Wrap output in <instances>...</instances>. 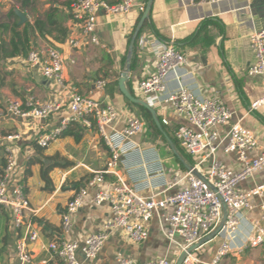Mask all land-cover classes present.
Segmentation results:
<instances>
[{
	"label": "built area",
	"instance_id": "1",
	"mask_svg": "<svg viewBox=\"0 0 264 264\" xmlns=\"http://www.w3.org/2000/svg\"><path fill=\"white\" fill-rule=\"evenodd\" d=\"M245 1L252 4L255 0ZM146 5L138 0H121L115 4L104 0H75L71 12L79 30L69 38V44L79 48L86 39L91 44L104 47L97 34L100 11L124 15L138 8L144 13ZM140 42H143L142 37ZM250 47L254 59L247 72L250 76L261 77L264 84V28L251 33ZM152 51L155 69L138 81L136 95L151 106L164 110L161 118L164 125L171 124L166 113L171 111L176 120L175 137L194 158L191 169H186L181 175L175 173L170 181L164 179V168L156 147L150 146L145 150L136 141L138 136L146 133V121L129 110L123 115L113 102L94 96L96 91L105 90L106 78L97 79L89 94L70 88L67 100L69 115L53 127H48L45 122L61 111L64 106L61 100H41L30 96L24 102L10 99L0 109V118L9 114L40 122L37 142L42 147L47 148L56 142L70 124L79 123L95 128L110 152L105 168L94 171L68 201L61 214L63 237L42 243V248L50 252V258L36 260L30 245L36 243L41 235L28 215L36 211L31 208L26 186L18 176L13 148L0 136V145L5 144L6 153V163L0 170V208L8 212L11 226L18 235L15 246L18 264H88L98 256L113 231H124L133 242L146 241L150 237L148 224L154 218L158 219L168 248L178 249L180 255L221 224L224 206L226 218L218 234L222 242L213 258L210 261L201 259L200 246L187 253L183 264H219L229 253L264 246V148H260L254 130L244 126L241 119L233 122L235 111L222 98L205 94L194 79H182L189 75L186 69L188 58L174 43L158 38L152 45ZM27 61L56 88L67 87L66 58L60 49L53 46L33 48ZM171 76H175L174 86L170 84ZM249 108L252 112L264 111V92L251 102ZM227 125L226 131L219 130L220 126ZM219 153L233 156L240 167H230ZM139 155L142 156L141 161L136 160ZM121 169L126 170L129 178L123 177ZM256 176L260 181L246 188L244 183ZM171 188L176 190L169 194L167 191ZM91 189L95 190L94 204H109L111 217L83 240L72 239L73 216L84 205ZM147 189H152L153 194L144 195ZM254 199L258 200L259 212L255 218H250L246 212L255 210ZM79 252L85 260L79 258ZM178 257L171 259L169 254H165L140 263L119 254L116 263L177 264Z\"/></svg>",
	"mask_w": 264,
	"mask_h": 264
},
{
	"label": "crops",
	"instance_id": "2",
	"mask_svg": "<svg viewBox=\"0 0 264 264\" xmlns=\"http://www.w3.org/2000/svg\"><path fill=\"white\" fill-rule=\"evenodd\" d=\"M74 1L30 0L27 6L21 8L19 0H0V44L10 42L16 21L19 30H22L26 23L35 26L40 20L43 24L34 29L32 48L45 49L53 46L60 49L65 55L67 66L65 72L67 87L60 90L36 67L30 65L27 57L2 58L0 109L4 108L10 99H20L24 102L30 96L41 100H61L64 104L61 111L45 122L48 127H53L58 125L63 117L69 115L67 100L70 88L89 94L94 82L105 77L108 86L102 92L96 91L94 96L111 101L117 107L124 104L125 107L123 105L118 107L123 115L128 110L134 113L132 111L134 108L124 102L127 99L123 100L125 96L120 92L118 84L111 86V83L121 76L124 58L128 52L129 37L143 13L138 8L124 15H110L100 11L97 34L105 46L91 44L85 39L81 47L73 48L69 44V38L79 30L78 22L71 12ZM104 1L115 4L121 0ZM138 1L147 4V0ZM256 1L257 5L253 8L252 4L245 0H222L214 3L206 0H154L151 17L160 34L186 54L188 58L186 69L189 75H184L182 79H194L205 94L222 98L235 111L232 121L241 119L244 126L254 130L260 148H264V111L252 112L249 108L251 102L263 94L264 84L261 77L250 76L247 72L249 64L254 59V52L250 47L251 33L264 27V0ZM12 7L26 14L25 22H20L18 15L8 16ZM49 13L55 15V23L47 19ZM205 19H210L212 23L205 29L202 38L195 43L187 41L179 42L178 45L175 43L192 35ZM5 24L9 25V28H5ZM141 37L143 42L141 43L139 39L138 61L128 80L134 91L138 81L152 73L156 65L152 45L158 37L150 29ZM170 84L172 86L176 84L175 76H171ZM153 108L162 118L164 110ZM166 113L171 120L170 126H175L176 120L171 111L167 110ZM73 124L76 123L70 125ZM39 125L40 122L37 120L9 114L0 118V136L5 138L3 140L5 144L13 148L19 168L18 176L26 186L31 208L36 211L35 214L32 212L28 214L41 235L36 243L30 245L36 260L50 258V252L42 248V243L63 237L61 214L68 201L85 185L94 171L105 168L110 156L108 147L95 128H84L79 142H76L72 135L60 136L56 142L45 148L37 142ZM227 128L228 125L220 126L219 130L226 131ZM147 131L143 136H138L136 141L140 142L145 150L150 149V146L156 147L164 168V179L170 181L175 173L179 171L183 173L187 169L185 166L181 170L176 165L172 166L170 161L166 164L157 146L145 143ZM9 136L12 138L8 139ZM5 144L0 145V170L6 163ZM141 157L137 156L136 160L141 161ZM219 157L232 168L240 167L233 156L219 153ZM64 159L67 161H63ZM47 168L49 182L45 183L42 172ZM28 170L31 171L30 174ZM121 174L129 178L125 169H121ZM258 181L260 178L256 176L248 179L244 186L249 188ZM175 190L176 188H171L167 192L171 194ZM153 192L152 189H147L143 193L151 195ZM94 193L93 189L89 191L84 205L73 216V230L70 235L72 239L83 240L90 233L100 229L111 217L109 204L101 206L94 204ZM253 202L256 205L255 210L246 212L250 218H255L259 212L258 200L254 199ZM148 228L150 237L143 242L131 241L122 230L113 231L98 256L87 263L117 264L116 257L119 254L140 263L165 254H169L171 259H176L179 256L178 249L168 248L160 232L157 218L148 224ZM17 236V232L11 226L8 212L0 208V264H18L15 258ZM221 242L222 239L218 236L202 245L201 259L210 261ZM260 248L247 247L242 252L229 253L222 258L220 264H264V246ZM78 255L81 260H85L81 252Z\"/></svg>",
	"mask_w": 264,
	"mask_h": 264
},
{
	"label": "trees",
	"instance_id": "3",
	"mask_svg": "<svg viewBox=\"0 0 264 264\" xmlns=\"http://www.w3.org/2000/svg\"><path fill=\"white\" fill-rule=\"evenodd\" d=\"M21 2V8L27 6V4L30 2V0H19ZM148 1V0H147ZM9 17L14 16L17 17L16 14V10L12 7V9L10 10ZM55 15L53 13H49L47 15V19L50 20V22L55 23ZM212 23V21L209 19H205L203 22H201V26L200 28L195 31L192 35H190L188 38L180 40V41H176L175 43L178 45L179 42H188V43H195L196 41H198L200 38H202V34L205 31V29ZM43 22L38 20L34 25H31L30 23H26L25 27L22 30H19V25L16 21L14 27H13V35L12 38L10 40V42L8 44H0V60L2 58H8V57H16V56H23V57H27L29 52L33 49L32 48V44H33V40H32V34L34 33V29L36 27H40L42 26ZM5 28H9V25L5 24L4 25ZM150 29L151 31H153L155 33V35L164 40V41H168L166 38H164L159 30L157 29L156 25L154 24L152 17H151V12L150 15L148 17V19L145 20L144 25L139 33V36L135 42L134 45V52H133V56H132V60H131V70H134V68L136 67L137 61H138V56H137V51H138V42L139 39L141 38V36L144 34V32ZM61 31V30H60ZM134 31L132 32V34L129 37V43H128V50H129V44L131 42L132 36H133ZM128 54V52H127ZM126 59H127V55L124 58V66L126 64ZM132 72V71H131ZM105 78V77H102ZM3 84V83H2ZM118 84V80H115L111 83V86L117 85ZM110 85V83H109ZM108 86V84H107ZM127 86L129 88V90L131 91V93H133L134 95H136L135 91L133 90V87L129 82H127ZM137 96V95H136ZM141 112V115L143 117V119L146 120L147 124H148V128L151 129V135L153 136V138H157V137H161V139L164 141V143L166 144V146L168 148H170L169 146V142H168V138L171 139L177 146V148L179 149V151L181 152V154L183 155V157L185 158V161L192 165L194 164V158L188 154L179 144L178 140L175 137L174 131H175V127L176 126H170V125H164L163 126V131L156 125V123L154 122L153 116L150 113V111L142 106H137ZM161 120V117H159ZM87 128L84 125H81L79 123L73 124L68 126L67 128H65L62 132H61V136H66V135H72L75 139L76 142H79L81 140V131ZM176 157V156H175ZM176 159L181 163V161L179 160V158L176 157ZM182 166L184 167L183 163H181ZM49 168H47L46 170H43L42 175L43 178L45 179V181L49 180L48 177V172ZM31 171L28 170V174H30Z\"/></svg>",
	"mask_w": 264,
	"mask_h": 264
},
{
	"label": "water",
	"instance_id": "4",
	"mask_svg": "<svg viewBox=\"0 0 264 264\" xmlns=\"http://www.w3.org/2000/svg\"><path fill=\"white\" fill-rule=\"evenodd\" d=\"M153 1L154 0H148L147 1L146 9H145L144 13L142 14L141 19L139 20V22H138V24L134 30L131 42L129 44V50H128L127 59H126V67L122 71L121 76L118 79V87H119L120 92L125 96V98L131 104H134L136 106H142V107L148 109L150 111V113L152 114L154 122L156 123V125L163 131V126H162L161 120L157 114L156 109L153 108L145 100H143V99L137 97L136 95H134L133 93H131V91L129 90V88L127 86V82L131 76V71H132L131 70V60H132V56H133V52H134V45H135V42L139 36V33H140V31L144 25L145 20L148 19L149 15H150ZM256 5H257V1L255 0L252 3V7L255 8ZM16 14L19 16L20 22L26 21L27 16L21 10L17 9ZM262 28H264V27H262ZM262 28H260V29H262ZM168 142H169V146H170V149L173 152V154L177 158H179V160L184 164V166L187 169H191L192 165L188 164L185 161V158L183 157V155L181 154V152L177 148L176 144L169 138H168ZM224 210H225V215H224L223 220L221 221V224L213 232H211L209 235H207L206 237L201 239L198 243L190 246L186 251H183L178 257L177 264H183L184 258L186 257L188 252L195 251L198 247L204 245L205 243L209 242L210 240H212L218 236L220 230L223 228L224 221L226 218V206H224Z\"/></svg>",
	"mask_w": 264,
	"mask_h": 264
},
{
	"label": "rangeland",
	"instance_id": "5",
	"mask_svg": "<svg viewBox=\"0 0 264 264\" xmlns=\"http://www.w3.org/2000/svg\"><path fill=\"white\" fill-rule=\"evenodd\" d=\"M125 66H126V64H125ZM125 66H124V69H125ZM123 69V70H124ZM123 98V97H122ZM123 100H126V98L124 99L123 98ZM127 105H129V106H132L134 109H132V111H134V114L136 115V116H138V117H140V118H143L142 117V115H141V112H140V110H139V108L138 107H136L135 105H132L131 103H129L127 100L126 101H124ZM123 106H124V104H122ZM121 105V106H122ZM121 106H118L119 108L121 107ZM125 107V106H124ZM123 108V107H122ZM145 120V119H144ZM146 121V120H145ZM147 123V122H146ZM147 126H148V124H147ZM151 129L150 128H148V131H147V136H146V138H145V143H147V145H156L157 146V148L159 149V152H160V154L163 156V158L165 159V162H166V164H167V162H169L170 161V163L172 164V166L173 165H176V167H178V168H180L181 170H183V166H182V164L176 159V157L173 155V153L170 151V149L166 146V144L164 143V141L161 139V137L159 136V137H157L156 139L155 138H153V136L151 135ZM63 161H67L66 159H64ZM171 165H169V167H170ZM182 174V172L181 171H179L178 172V175H181ZM49 182V180L48 181H45V183H48ZM260 248V247H259ZM260 249H262V248H260ZM220 264V263H219Z\"/></svg>",
	"mask_w": 264,
	"mask_h": 264
}]
</instances>
